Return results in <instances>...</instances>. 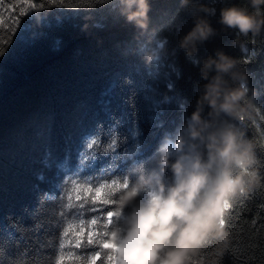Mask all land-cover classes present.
I'll list each match as a JSON object with an SVG mask.
<instances>
[{"label": "trees", "instance_id": "16d2710c", "mask_svg": "<svg viewBox=\"0 0 264 264\" xmlns=\"http://www.w3.org/2000/svg\"><path fill=\"white\" fill-rule=\"evenodd\" d=\"M87 2L93 6L53 7L35 13L26 26L22 22V37L18 30L0 56V232L8 237L0 239L6 248L10 240L17 248H31L37 242L42 224L56 214L68 181L86 171L80 169V157L89 152L86 145L92 139L100 142L91 150L99 157L96 168L107 162L111 141L119 143L123 130L117 127L121 116L127 124L138 113L143 143L136 158L147 161L162 136L174 134L194 110L198 85L205 83L200 64L216 49L240 59L247 86L257 94L259 114L241 126L257 146L256 167L260 176L264 173V34L241 37L218 22L220 8L228 4L252 11L248 0H201L216 9L209 20L218 35L200 46L193 59L186 58L177 43L191 29V15L182 11L180 0H150L152 26L158 28L159 36L168 37L160 63L175 68L168 74L172 85L168 90L163 80L166 69L156 63L146 66L141 56L152 37H137L136 29L125 24L106 0ZM240 40L246 50L236 43ZM128 49L134 54L126 55ZM249 56L252 61L245 63ZM150 70L161 74L159 90L171 98L159 129L146 122L150 112L144 97L151 95ZM128 76L134 84L125 82ZM117 79L119 86L108 96L105 89ZM130 92L139 93L134 97L135 110L129 106L133 102ZM233 212L227 227L231 238L227 252L220 258L216 245L209 247L203 253L205 264L214 260L218 264H264V180L260 178L254 190L235 203Z\"/></svg>", "mask_w": 264, "mask_h": 264}, {"label": "clouds", "instance_id": "9594fccd", "mask_svg": "<svg viewBox=\"0 0 264 264\" xmlns=\"http://www.w3.org/2000/svg\"><path fill=\"white\" fill-rule=\"evenodd\" d=\"M136 36L152 38L141 49L146 66L156 63L168 37L158 35L149 13L150 0H106ZM192 27L179 36L186 58L218 35L209 16L215 7L201 0H180ZM252 9L228 4L219 24L241 37L264 34V0H248ZM89 25L84 24L87 30ZM246 50L243 40L236 41ZM252 56L245 61L251 62ZM194 110L176 129L165 133L153 155L132 165L113 200L114 216L106 248L112 264H205L203 253L216 245L222 258L230 245V209L260 182L257 146L241 125L256 119V92L250 89L240 59L216 49L202 61ZM213 264H218L213 261Z\"/></svg>", "mask_w": 264, "mask_h": 264}, {"label": "snow or ice", "instance_id": "6c2138e0", "mask_svg": "<svg viewBox=\"0 0 264 264\" xmlns=\"http://www.w3.org/2000/svg\"><path fill=\"white\" fill-rule=\"evenodd\" d=\"M92 6L87 0H77V2L73 0H0V56H4L18 30L22 37V22L26 26L34 19L35 13L53 7L78 9ZM133 54L132 49L126 52V55ZM160 60L161 58L156 64L166 69L163 80L168 90L172 87L168 82V74L175 71V68L170 64H161ZM137 74H139L138 69ZM147 74L151 77L152 83L148 85V93L151 95L144 97L150 112L146 122L150 128L159 129L164 123L162 117L165 106L170 103L171 98L164 97L159 90L158 82L161 74L151 70ZM125 82L134 84L131 76L126 77ZM118 86V79L113 80L105 89L106 94L111 96ZM136 95L139 93L130 92V99L133 102L129 106L134 110ZM180 107L183 108L184 104H180ZM117 127L123 129L119 134V143L117 139H112L110 158L100 168L95 166L99 157L91 151L97 148L100 142L98 139H92L87 143L89 152L80 157V169H86V171L83 175L68 181L56 214L51 216L47 223L42 224L37 242L31 248L27 245L17 248L12 240L6 248L4 240L0 239V264H112L114 254L105 245L113 222V200L119 185L123 183V177L130 167L137 163L136 157L143 143L139 139L143 134V128L140 127L138 113L127 124H125V118L121 116ZM109 135H112L111 130ZM260 178L264 180V173ZM234 206L230 209L227 227L230 224V217L234 214ZM253 223L255 224V221ZM0 236L8 239L6 233L0 232Z\"/></svg>", "mask_w": 264, "mask_h": 264}, {"label": "rangeland", "instance_id": "374dc122", "mask_svg": "<svg viewBox=\"0 0 264 264\" xmlns=\"http://www.w3.org/2000/svg\"><path fill=\"white\" fill-rule=\"evenodd\" d=\"M78 176H76L75 178H77Z\"/></svg>", "mask_w": 264, "mask_h": 264}]
</instances>
